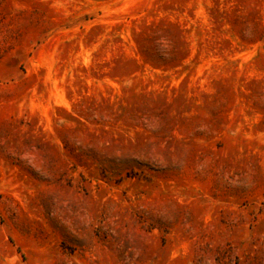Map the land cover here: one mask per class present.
<instances>
[{
	"label": "rangeland",
	"instance_id": "1",
	"mask_svg": "<svg viewBox=\"0 0 264 264\" xmlns=\"http://www.w3.org/2000/svg\"><path fill=\"white\" fill-rule=\"evenodd\" d=\"M0 264H264V0H0Z\"/></svg>",
	"mask_w": 264,
	"mask_h": 264
}]
</instances>
